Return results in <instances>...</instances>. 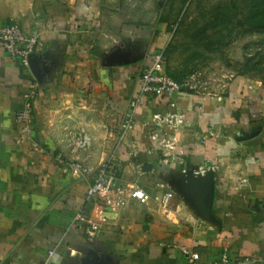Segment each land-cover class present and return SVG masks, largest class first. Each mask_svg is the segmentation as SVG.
I'll list each match as a JSON object with an SVG mask.
<instances>
[{
  "label": "crops",
  "instance_id": "1",
  "mask_svg": "<svg viewBox=\"0 0 264 264\" xmlns=\"http://www.w3.org/2000/svg\"><path fill=\"white\" fill-rule=\"evenodd\" d=\"M7 25L40 48L28 67L0 48V264H186L179 247L202 262L227 248L241 264H264L263 85L237 78L224 96L142 94L140 75L167 34L130 18L121 0H0ZM32 86L23 133L16 115ZM170 114L184 122H152ZM108 159L125 200L117 212L86 196L93 174L61 171L64 162L96 169ZM207 164L219 226L191 207L196 193L182 176ZM132 189L150 200L130 199ZM165 192L174 197L162 208L154 198Z\"/></svg>",
  "mask_w": 264,
  "mask_h": 264
},
{
  "label": "rangeland",
  "instance_id": "2",
  "mask_svg": "<svg viewBox=\"0 0 264 264\" xmlns=\"http://www.w3.org/2000/svg\"><path fill=\"white\" fill-rule=\"evenodd\" d=\"M232 1L239 0H121V10L132 19L164 27L168 41L166 70L180 73L188 68L182 82L197 74L199 93L224 96L228 91L226 85L237 78L264 86V34L238 38L232 34L230 38L225 33L211 39V50L192 41L194 32L210 20L214 9L220 5L232 8ZM238 7L241 10L243 5ZM210 33L212 36L217 30Z\"/></svg>",
  "mask_w": 264,
  "mask_h": 264
},
{
  "label": "built area",
  "instance_id": "3",
  "mask_svg": "<svg viewBox=\"0 0 264 264\" xmlns=\"http://www.w3.org/2000/svg\"><path fill=\"white\" fill-rule=\"evenodd\" d=\"M0 48L6 51L12 60L18 62L23 67L29 66V60L32 55L37 53L40 48V44L36 37L26 36L22 33L16 25L0 26ZM164 52H160L153 56L152 65L142 71L139 78V89L144 95L151 96H167L170 97L174 94H180L184 91L198 92L201 88V84L197 81V74H192L188 80L182 83H176L171 79L164 71ZM35 95V87L29 93L23 95V108L16 115V122L21 126L23 133L30 131L31 123V98ZM133 106V105H131ZM132 120V113L126 114L121 127L122 129H128ZM153 123L164 124L168 127H177L184 122L182 115L170 114L165 117L154 115L152 118ZM85 142H82L83 146ZM166 149L173 150L174 144L167 142ZM113 160L108 159L101 163L96 169H91L74 161L64 162L61 165V171L63 173H70L74 176L81 178H87L91 174L94 175L91 184L88 186L86 196L88 198L98 197L101 198L105 204L110 207L114 212L121 209L125 200L121 197L123 189L118 186L117 169L113 165ZM200 174H204V170L198 171ZM129 198L136 200L141 204H145L150 200L149 195L145 194L140 189H132L128 194ZM174 197L172 192H165L160 197H155L154 200L158 202V205L162 208H166L169 202ZM81 215H77V219ZM98 228L96 226L91 227L88 231L89 238H93ZM176 248V246H172ZM181 256L186 261V264H241L235 259L229 256L228 249L225 248L221 252L219 258L215 261L200 260V256L185 247H179ZM54 251L48 252V256L52 257Z\"/></svg>",
  "mask_w": 264,
  "mask_h": 264
},
{
  "label": "trees",
  "instance_id": "4",
  "mask_svg": "<svg viewBox=\"0 0 264 264\" xmlns=\"http://www.w3.org/2000/svg\"><path fill=\"white\" fill-rule=\"evenodd\" d=\"M232 4V8L227 5L216 7L213 15L210 16V20L192 35L193 43L198 44V46L205 44L204 47L211 50L214 44L211 39L218 36L223 37L225 33L230 38H232V34H235L236 38L239 37L238 35L241 37L252 34H264V0H239L232 1ZM238 4L243 5L241 10H239ZM216 30L217 33L211 36L210 32H216ZM219 40L218 38L217 42ZM163 54L166 55V50ZM187 72H189L188 68H184L180 73L171 72L168 68L167 70L165 69V73L179 84L182 83Z\"/></svg>",
  "mask_w": 264,
  "mask_h": 264
},
{
  "label": "water",
  "instance_id": "5",
  "mask_svg": "<svg viewBox=\"0 0 264 264\" xmlns=\"http://www.w3.org/2000/svg\"><path fill=\"white\" fill-rule=\"evenodd\" d=\"M182 176L187 177V185L196 193L195 196L193 195L192 199L189 198L191 207L199 216L219 226V221H217L212 213L215 184L212 168L210 167V165H206L204 174H200L198 171H195L191 172L189 175ZM175 193L185 196V192L183 193L181 189L176 190ZM185 197H187V195Z\"/></svg>",
  "mask_w": 264,
  "mask_h": 264
}]
</instances>
